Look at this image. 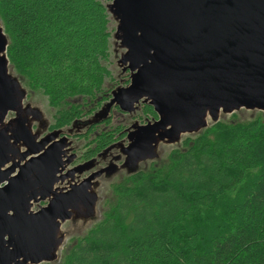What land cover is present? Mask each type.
<instances>
[{"label":"trees","instance_id":"16d2710c","mask_svg":"<svg viewBox=\"0 0 264 264\" xmlns=\"http://www.w3.org/2000/svg\"><path fill=\"white\" fill-rule=\"evenodd\" d=\"M0 22L9 65L55 110L51 129L110 100L104 0H0ZM97 127L88 129L86 161L127 136ZM111 189L108 211L71 240L60 264H264L262 113L218 121L184 139L163 167L152 163Z\"/></svg>","mask_w":264,"mask_h":264},{"label":"water","instance_id":"95a60500","mask_svg":"<svg viewBox=\"0 0 264 264\" xmlns=\"http://www.w3.org/2000/svg\"><path fill=\"white\" fill-rule=\"evenodd\" d=\"M106 8L118 21L115 37L127 50L121 63L132 74L95 120L104 119L114 103L130 112L142 99L158 116L127 134L125 164L156 158L159 142L198 133L206 117L215 122L220 111L245 108L264 116V0H112ZM7 45L0 26V123L8 112L16 114L0 125V264H39L53 260L61 223L93 218V181L112 167L67 192L53 189L59 179L91 168L92 161L56 177L64 169L66 137L47 148L59 131L36 141L28 117L41 115L22 109L24 93L9 75ZM46 199L47 206L31 211V201Z\"/></svg>","mask_w":264,"mask_h":264},{"label":"rangeland","instance_id":"374dc122","mask_svg":"<svg viewBox=\"0 0 264 264\" xmlns=\"http://www.w3.org/2000/svg\"><path fill=\"white\" fill-rule=\"evenodd\" d=\"M112 0H104L106 6L110 5ZM108 19H109V31H110V39H109V53L110 59L109 64L107 65L108 70L110 71L114 81L110 83L109 87H111L113 91H116L119 88H126L130 84V75L132 74L127 67V63H121L123 56L126 54V48L121 45L120 40L116 39V29L118 26V21L114 18V16L108 11ZM0 26L1 22H0ZM8 72L9 75L15 78L20 83V89L24 93V97L21 101L22 109H32L40 112L41 118L39 120H35L28 117V126L30 127L33 134L38 135V139L45 138L49 135L51 131V126L54 124V113L55 110L51 108L48 104L47 98L42 95L40 92L31 91L24 82L18 77L17 73L14 69L8 64ZM112 92L110 100L112 99ZM110 100L104 103L100 108H98L94 113L89 116L83 117L77 124H72L67 126L61 130L62 134L67 139L68 147L66 150V158L69 159L68 164L65 167L64 173H68L69 171L75 169L79 164H82L83 154L87 149L93 146L91 135H88V129L93 125H98L97 129L99 131H108L115 127H119L124 129V133L127 135L129 132L136 130L137 127L146 125L147 123H153L158 119V116L151 117L145 112L144 106L148 105L143 103V99L139 101L138 104H134L133 110L130 112H125L120 110L119 106L115 103L109 108L107 115L104 119L100 121H96L98 117L97 114H103L106 104L110 103ZM149 106V105H148ZM262 113L258 110H248L245 108L234 111L233 113H223L219 112L217 121H213L210 116H207L205 119L206 127H209L218 121H227L232 114H236L239 118H249L250 116ZM263 114V113H262ZM16 114L14 112H8L6 116L3 118V121L0 125H6L9 121L14 119ZM105 120H110L109 125L102 124ZM96 121L92 124L90 122ZM89 122V123H88ZM205 128L200 130L198 133L193 134H181L177 141H173L169 143L167 141L159 142L156 146L155 153L157 155L156 158L150 160H143L134 165L125 164L127 156L123 151L124 148L128 146L130 141L127 139V136L118 140L113 144L108 150L102 151L92 160V165L94 166L93 172L100 171L105 169L106 167H112V170L109 172H104L93 181L92 191L97 195V203L95 206V214L93 218H73L66 222L61 223L58 239H61L60 243L56 246V249L53 252L54 258L49 262H41L39 264H60L62 254L64 250L71 245V240L77 237H82L86 234V232L99 220L103 218L105 213L108 211L110 203L115 200V195L112 192L111 185L115 184L119 181L124 180L127 176L138 172L147 173L151 164H156L157 167H163L166 162V157L169 152L173 149L180 148L181 143L186 138H195L199 133H201ZM61 134V135H62ZM85 136V137H84ZM59 138V136H58ZM24 151V147H20V151ZM74 155V156H73ZM73 157V158H71ZM75 157V159H74ZM16 162L19 161L18 158L15 159ZM12 162H9L8 166H11ZM89 171V170H88ZM89 173V172H88ZM87 171H82V173L78 172V176L75 183L81 182L86 179ZM163 173V172H162ZM163 175V174H162ZM69 181H64L63 184H56L57 187L67 188L69 186ZM64 190V189H63ZM46 201H40L38 203H32L31 211L35 212L39 210L41 206H45ZM30 264V263H28Z\"/></svg>","mask_w":264,"mask_h":264},{"label":"flooded vegetation","instance_id":"af4514ba","mask_svg":"<svg viewBox=\"0 0 264 264\" xmlns=\"http://www.w3.org/2000/svg\"><path fill=\"white\" fill-rule=\"evenodd\" d=\"M61 130L62 129H51V131H50V133H53V132H56V131H59L60 133H59V138H58V136L54 139V140H51V142H49L46 146H45V148H47L50 144H52V143H54L55 141H58V140H60L62 137H66V135L64 136L63 134H62V132H61ZM49 133V134H50ZM62 134V135H61ZM41 139H43V138H41ZM41 139H38V137H37V139H36V141L37 142H39ZM67 139L68 138H66V146L63 148V155H62V161H63V166H64V169L61 171V172H59V173H57V175H56V177H58V178H60L61 176H64V175H66V174H68V173H64V170H65V167H66V165L68 164V163H65L67 160H68V158L67 159H65L66 158V156H67V154H66V150H67V148L66 147H68V143H67ZM26 150V149H25ZM24 150V151H25ZM24 151H20V152H24ZM105 151V150H104ZM103 151V152H104ZM74 156V155H73ZM73 158V157H72ZM95 158V157H94ZM94 158H92V159H90V160H84L83 161V163L82 164H86V163H88V162H91ZM74 159H75V157H74ZM20 164H23V162H21ZM82 164H79L78 166H80V165H82ZM77 166V167H78ZM8 167H10V166H8V164H6L4 167H2V169L4 170V169H6V168H8ZM76 167V168H77ZM93 169H94V166H92L91 168H88V169H86V170H84V171H87V176L85 177V178H87V177H89L92 173H94L93 172ZM89 170V171H88ZM18 172V168L16 169V172L15 173H17ZM14 173V174H15ZM79 174H78V172H75L74 174H71V175H69L68 177H66V178H64L63 180H58L55 184H54V186H53V189L54 190H56L57 192H62V193H64V192H67L68 190H70L71 189V187L73 186V185H75V184H79L80 182H77V183H75L74 182V180H76V178H77V176H78ZM69 181V186L67 187V188H60V187H57L56 186V184H63L64 183V181ZM44 201H46V205L45 206H47V204H48V199H46V200H44ZM40 202V201H39ZM32 203H38V202H34V201H31V204ZM45 206H41V207H45ZM40 207V208H41ZM40 208H39V210H40ZM38 211V210H37ZM36 212V211H35Z\"/></svg>","mask_w":264,"mask_h":264}]
</instances>
